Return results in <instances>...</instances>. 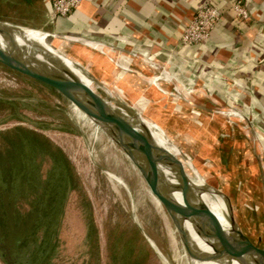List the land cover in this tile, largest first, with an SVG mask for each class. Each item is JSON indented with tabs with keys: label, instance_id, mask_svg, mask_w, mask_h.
<instances>
[{
	"label": "rangeland",
	"instance_id": "obj_1",
	"mask_svg": "<svg viewBox=\"0 0 264 264\" xmlns=\"http://www.w3.org/2000/svg\"><path fill=\"white\" fill-rule=\"evenodd\" d=\"M46 41L66 53L77 52L79 47L74 44L60 47L51 36ZM109 54L113 59L118 55L114 50ZM85 57L95 60L88 52ZM96 67L108 75L129 104L131 100L163 129L209 185L233 197L234 216L248 226L245 230L252 237L255 230L264 232L262 179L246 144L248 140L239 129L242 122L234 111L238 109L229 106L236 102L222 106L198 101L217 112L234 109L232 116L215 114L212 110L209 113L180 100L170 82L161 76L153 83L160 98L148 96L140 89L137 98L129 88L128 71L117 62L113 69L118 77L108 67ZM159 82L166 84L167 89ZM168 94L171 95L165 99ZM197 109L209 114L203 116ZM16 126L34 130L60 147L76 173L74 179L63 175L59 167L52 166L48 152L30 146L34 143L25 138L21 142V134L18 141L13 132L3 134L2 144H14V149L8 146L12 149L9 157H16L18 168L22 167L14 189L16 206L21 211L47 208L52 212L40 223L37 234L42 238L43 230H47L45 246L50 251L34 264H190L168 215L138 170L109 137L79 120L72 107L56 99L49 89L0 64V131ZM262 149L264 153V144ZM0 264H5L1 258Z\"/></svg>",
	"mask_w": 264,
	"mask_h": 264
},
{
	"label": "crops",
	"instance_id": "obj_2",
	"mask_svg": "<svg viewBox=\"0 0 264 264\" xmlns=\"http://www.w3.org/2000/svg\"><path fill=\"white\" fill-rule=\"evenodd\" d=\"M236 1L82 0L68 16H53L48 0H0V18L46 32L82 36L118 46V49L101 46V50L94 47V43L85 42L95 51L74 39L65 40L64 44L78 45V51H68L69 54L110 84L113 83L108 75L99 71L96 65L108 67L118 77L113 69L117 62V65L130 72H127L130 88L137 98L140 91H145L153 98H160L161 94L155 93L154 81L151 83L150 80L151 75H156L157 68L130 52L144 54L166 66L176 81L187 90L183 92L179 85L169 81L175 95L194 107L210 113L211 106H204L198 101H212L222 106L227 102H236L229 106L236 107L240 112L243 110L252 123L255 130L249 128L239 111L233 109L242 122L239 129L248 140L246 144L256 165L254 148L264 168V0H240L249 12L248 19L243 22H238L232 9ZM204 2L217 6L221 13L219 21L205 42L182 45V27ZM179 49L183 50L178 52ZM111 50L118 54L115 60L109 54ZM86 52L95 60L86 58ZM100 53H105L107 57ZM96 59L104 60V63ZM159 83L166 87L163 82ZM186 84L191 86L188 88ZM169 95L164 98L167 99ZM202 110L198 111L203 112V116L209 114ZM255 133L259 142H253ZM260 177L264 191L263 173Z\"/></svg>",
	"mask_w": 264,
	"mask_h": 264
},
{
	"label": "water",
	"instance_id": "obj_3",
	"mask_svg": "<svg viewBox=\"0 0 264 264\" xmlns=\"http://www.w3.org/2000/svg\"><path fill=\"white\" fill-rule=\"evenodd\" d=\"M31 30L43 34V42L30 37L27 31ZM47 36L119 48L104 41L46 32L0 18V64L49 89L56 99L72 107L79 120L109 137L138 170L150 193L168 215L189 260L204 262L220 260L226 256L240 258L247 255L253 256L256 264H264V232L255 230L252 237L245 230L248 226L234 216L233 197L209 185L198 167L166 137L163 129L149 120L135 104H129L119 89L106 82L76 57L47 42ZM130 53L156 67L169 81L187 91L166 66L144 54ZM71 65L89 80V84ZM239 114L255 130L248 117L240 111ZM151 129L160 132L161 138L172 151L157 144ZM256 141L259 142L255 133L253 142ZM164 170L169 171V176ZM195 174L202 178L206 190L194 186L192 178ZM208 189L221 195L227 203L230 220L228 230L223 228L201 198V194L208 192ZM175 193L179 194V200ZM186 221L200 236L215 242L217 246H212V253H203L193 246L184 225Z\"/></svg>",
	"mask_w": 264,
	"mask_h": 264
},
{
	"label": "trees",
	"instance_id": "obj_4",
	"mask_svg": "<svg viewBox=\"0 0 264 264\" xmlns=\"http://www.w3.org/2000/svg\"><path fill=\"white\" fill-rule=\"evenodd\" d=\"M182 50L179 49L178 52ZM186 86L189 88L191 85L186 84ZM8 132L17 134L14 137L15 140H19L18 137L21 134V142H24L23 139L25 138L34 143L29 144L30 146L48 152L52 166L59 167L63 175L68 174L70 179H74L76 173L62 149L52 144L42 134L21 126L13 127L7 131H0V258L5 264H34L38 261L41 262L42 256L50 251L45 246L48 244L47 237H49L47 236V230H43L42 238L37 237V234L41 227L40 223L45 221L52 212L47 208L40 211L35 208L21 211L16 206L17 197L14 189L19 183L17 174L22 167L19 166L20 168H18L19 162H17L16 157H9L12 149L10 150L8 146L14 144H2L5 142L3 134ZM12 148L14 149V146ZM6 159L7 166L5 164ZM48 227L49 225L46 224V228ZM52 232L56 233L55 230Z\"/></svg>",
	"mask_w": 264,
	"mask_h": 264
},
{
	"label": "bare ground",
	"instance_id": "obj_5",
	"mask_svg": "<svg viewBox=\"0 0 264 264\" xmlns=\"http://www.w3.org/2000/svg\"><path fill=\"white\" fill-rule=\"evenodd\" d=\"M28 35L40 42H43L44 39V35L37 32V31H27ZM65 40H70V39H60V38H56L57 44L58 46H62L65 44ZM94 47L98 48V49H103L101 46L96 45V44H92ZM68 65L70 66L69 61L67 62ZM72 68H74V71L86 82L89 84V80L83 76L79 70L77 68H75L74 66L71 65ZM160 76L163 77V80H168L169 78L166 77L163 73H159L154 75V78H152L151 80L154 81L156 79H160ZM175 87V86H174ZM126 88V87H125ZM130 88V87H129ZM161 89V88H160ZM130 92V91H129ZM197 98V97H196ZM140 104V103H139ZM145 108V107H144ZM143 109V108H142ZM222 112H217L218 110H216L215 108H212V111L216 112V113H224L227 114L229 116H232L234 114V111L232 109H221ZM145 111V110H144ZM233 118V117H232ZM238 120V119H237ZM239 121V120H238ZM243 127V126H242ZM249 127V125H248ZM245 128V127H243ZM250 128V127H249ZM152 130V129H151ZM152 136L154 138V140L157 142L158 145L160 146H164L167 149L171 150L170 147L166 144V142L161 138L160 133L157 132H153L152 131ZM255 158H256V162H257V166L259 168V173L264 175V168H263V164L261 161V157L260 155L257 153L256 149H253ZM164 173L169 176V171L168 170H164ZM113 177V179H115L118 182H121L120 179L114 177L113 175H111ZM192 183L194 184L195 187L200 188V189H204L206 190L207 188L205 187V184L203 183L202 178H200V176L198 174H195L194 178H192ZM176 198L179 200V194L175 193ZM201 198L202 200H204V202H206V204L208 205V207L210 208V210L214 213V215L218 218L219 222L221 223V225L223 226V228L225 230H228L230 228V220H229V214H228V206L226 201L224 200V198L219 195L218 193H216L214 190L208 189V192H204L201 194ZM184 225L189 233V237L190 240L193 244V246L198 250L201 251L203 253H212V246H217L215 244V242L211 241V240H207L205 238H203L202 236H200L192 227V225L186 221L184 222ZM189 260V259H188ZM190 264H256L255 263V258L253 256H247V255H243V257L240 258H235V257H223L220 260H213V261H204V262H197L194 260H189Z\"/></svg>",
	"mask_w": 264,
	"mask_h": 264
},
{
	"label": "built area",
	"instance_id": "obj_6",
	"mask_svg": "<svg viewBox=\"0 0 264 264\" xmlns=\"http://www.w3.org/2000/svg\"><path fill=\"white\" fill-rule=\"evenodd\" d=\"M82 0H48L53 16H67L76 9ZM232 9L236 13L238 22L248 19L249 12L246 7L237 0ZM221 17L220 10L211 2L199 5L192 16L182 27L180 43L182 45H198L211 36L213 29Z\"/></svg>",
	"mask_w": 264,
	"mask_h": 264
}]
</instances>
